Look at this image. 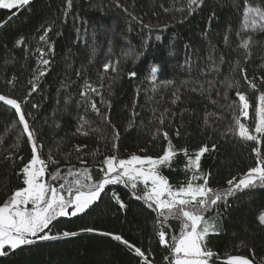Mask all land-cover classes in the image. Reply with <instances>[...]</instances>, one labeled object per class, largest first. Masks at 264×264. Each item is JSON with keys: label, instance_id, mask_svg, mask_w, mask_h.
<instances>
[{"label": "trees", "instance_id": "obj_1", "mask_svg": "<svg viewBox=\"0 0 264 264\" xmlns=\"http://www.w3.org/2000/svg\"><path fill=\"white\" fill-rule=\"evenodd\" d=\"M250 3L264 7V0ZM187 5L188 0H119V6L116 0H71L69 7L68 0H32L22 10L0 9V25H4L0 27V94L22 104L37 136L38 154L46 161L51 154L55 161L48 164L47 178L57 169L61 173L70 167L85 166L95 178H100L104 157L113 154L112 125L120 133L116 151L119 157H127L129 152L156 157L169 140L172 142L177 155L170 168L161 169V174L173 187L186 183L191 175L184 170L186 157L182 149L193 155L207 145L209 150L201 157L200 171L211 173L209 187L219 191L229 187V179L241 178L256 166L258 158H264V138L259 144L244 142L227 132L234 127L233 109L239 115L237 90L245 93L250 104L248 118L241 116L240 121L254 129L257 97L264 92L259 80L264 76V31L252 33L244 28V0H204L202 7L190 16ZM212 13L214 19H210ZM50 24L52 30L46 42H41V27ZM249 35L253 43L246 52L240 44ZM21 38L23 44L16 47L15 41ZM50 44L52 51H48ZM40 49L43 59L50 61L48 66L39 62ZM125 52L130 55L125 56ZM105 63L113 64L117 71L105 72ZM45 67V75L36 81L37 91L25 102L33 73L44 71ZM153 67L158 68L155 82L151 80ZM239 67L257 83L258 90L248 86ZM129 72L137 75L129 78ZM10 79L14 83L9 84ZM82 91L87 95L82 96ZM92 102L111 124L92 111ZM34 104L38 107L33 108ZM161 115L163 124L159 122ZM80 116L88 122L84 127L89 132L87 136L76 133ZM130 123L133 127L126 131ZM164 132L168 133V140L164 139ZM77 145L85 146L80 153L75 150ZM212 145H216L215 150ZM254 148L259 150V156ZM9 153L13 159H6ZM30 159L31 146L23 125L15 110L0 102V204L13 190L23 187V176L16 173ZM113 193L125 202L126 210L115 203ZM142 194L143 186L139 185L137 195ZM262 214L264 187L240 192L227 204L220 201L218 207L205 214L222 228L221 234L209 237L208 249L220 260L227 255H242L253 264H264V227L258 223ZM156 219V212L133 197L130 186L113 184L106 186L102 199L87 214L59 217L53 221L51 232L93 227L120 234L140 247L152 264H167L164 257L169 252L154 235L158 231ZM180 227L178 221L172 220L164 225V230L170 238L179 234ZM214 261L218 262L217 258ZM0 264L140 261L110 237L81 232L76 237L37 241L0 257Z\"/></svg>", "mask_w": 264, "mask_h": 264}, {"label": "snow or ice", "instance_id": "obj_2", "mask_svg": "<svg viewBox=\"0 0 264 264\" xmlns=\"http://www.w3.org/2000/svg\"><path fill=\"white\" fill-rule=\"evenodd\" d=\"M31 2L32 0H0V9L22 10L30 6ZM116 2L119 6V0H116ZM203 3L204 0H188V15H192L197 8L202 7ZM70 5L71 0H68V6L70 7ZM243 16L246 30H250L252 33L264 31V7L253 6L250 0H244ZM214 18L215 13H212L210 19ZM185 19H187V16ZM2 26L4 25H0V27ZM142 26L149 27L143 24ZM51 30V24L48 27L42 26L43 35L39 36V40L46 42ZM156 39L159 40L160 37L157 36ZM252 43V36L249 35L247 38L242 39L240 47L247 52ZM22 44V38L15 41L16 47H20ZM52 50L53 46L50 44L48 51ZM40 55L39 62L44 66H48L50 61L43 59V49H40ZM124 55L128 56L130 53L125 52ZM138 55H143V53ZM244 59L247 61L248 55H245ZM103 69L105 72H108L109 69L112 72L117 71V68L110 63H105ZM235 70L233 68V71ZM46 71L47 68L45 67L44 71L33 73V77L29 81V93L24 97L25 102L33 92L37 91L38 84L36 81L44 76ZM239 72L251 89L258 90L257 83L248 78L243 67H239ZM157 73L158 68L153 67L151 69V80L153 82L156 80ZM136 75V72L128 73L129 78ZM259 80L261 84H264V76L259 77ZM8 83L12 84L14 81L10 79ZM168 83H171V81ZM232 86L231 83L228 85L229 88ZM87 87L90 91L99 95V92L91 85H87ZM81 95L86 96L87 93L82 91ZM173 95L176 94L173 93ZM236 96L239 101V115H236V110L233 109L234 127L228 128L227 132L244 142L255 141L259 144L261 139L264 138V92H260L257 97L255 125L252 130L240 121L241 116L245 118L249 116V100L243 91L237 90ZM176 99H179V97L177 96ZM0 102L15 110V115L18 117L19 124L23 125V133L27 135V142L31 146V159L16 173L18 176H23V187L13 190L9 198L0 204V257L14 254L17 250H22L37 241H55L76 237L81 232H95L121 243L135 257L139 258L140 264H152L140 247L131 244L120 234L102 232L93 227L81 228L78 231L65 230L56 234L51 232L52 223L57 218L87 214L102 199L106 186L125 184L130 186L135 199L144 201L148 209L156 212L155 225L158 231L154 235L158 237L159 245L165 247L169 252V255L164 257L167 264H216L214 258H217L218 264H253L251 259L242 255H227L226 260H220L215 252L208 249L207 241L209 237L221 234L222 228L214 219L206 218L205 214L218 207L220 201L227 204L229 198L240 192L264 187V158H258L256 166L249 168L241 178L233 177L229 179L227 181L229 187L224 191H219L209 187L211 173L204 174L200 171L201 157L209 150L207 145L200 147L193 155H190L187 149H182L181 151L186 157L184 170L186 173H191V175L187 176L186 183H181L179 187H173L168 179L161 174V169L170 168L177 155L172 142L169 140L162 154L156 157L132 153L127 158H120L116 154L119 147L120 133L116 126L112 125L113 154L104 157L99 168L103 175L98 180L93 179L87 166L75 171L70 167L66 175H60V171L57 169L56 173L46 179L45 174L48 164H55V161L52 159L51 154L48 156L47 161L38 154L37 136L26 119L22 104L17 99L2 94H0ZM102 102L108 103L103 100ZM172 102L175 103V100ZM235 103L233 101L234 105ZM37 107L38 105H33V108ZM91 109L98 115H103L104 120L111 124L108 116L101 113L95 102L91 103ZM159 122L160 124L164 123L163 115L159 118ZM87 123L84 117L80 116L76 133L87 136L89 132L84 131ZM204 124H208V114L205 115ZM132 127L133 125L130 123L126 131L132 129ZM91 130L97 131L96 129ZM176 134L179 135L178 130ZM163 135L164 139L168 140V133L164 132ZM15 147H19V141H17ZM83 147L85 146H75L76 152L80 153ZM215 148L216 145H212V149L215 150ZM140 151L145 152L146 149H140ZM253 151L259 156L258 149L254 148ZM6 159H13L12 154L9 153ZM19 159L23 160L24 158L19 157ZM80 163L84 165L85 161L81 159ZM61 180L63 182L58 183ZM199 181L203 182L199 183ZM139 185H143L142 195H137ZM112 199L121 210H126L127 205L116 193L112 194ZM172 220L178 221L181 227L179 234H173L169 238L164 230V225ZM258 223L259 226L264 227V214L259 216Z\"/></svg>", "mask_w": 264, "mask_h": 264}, {"label": "rangeland", "instance_id": "obj_3", "mask_svg": "<svg viewBox=\"0 0 264 264\" xmlns=\"http://www.w3.org/2000/svg\"><path fill=\"white\" fill-rule=\"evenodd\" d=\"M132 154V152H129V155H131ZM128 155V156H129ZM120 158H127V157H120ZM69 169V168H68ZM67 169V170H68ZM73 169V171H75L76 169H80V168H72ZM67 170H65V171H63V172H61L60 173V175H66L67 174ZM90 173L92 174V176H93V173L90 171ZM45 178L47 179V175L45 174ZM69 179H71V177H69ZM93 179L94 180H98L99 178H95L94 176H93ZM63 181L61 180V181H59L58 183H62ZM143 186V185H142ZM226 260V259H225ZM216 264H218V262H216Z\"/></svg>", "mask_w": 264, "mask_h": 264}]
</instances>
